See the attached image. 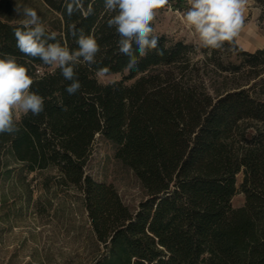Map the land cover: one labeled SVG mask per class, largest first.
<instances>
[{
  "label": "trees",
  "instance_id": "obj_1",
  "mask_svg": "<svg viewBox=\"0 0 264 264\" xmlns=\"http://www.w3.org/2000/svg\"><path fill=\"white\" fill-rule=\"evenodd\" d=\"M42 1L54 14L48 20L36 11L56 34L50 43L75 50V25L96 37L100 52L95 65L76 66L81 89L69 95L71 82L57 67L17 49L14 29L24 17L0 11V53L17 57L44 99L39 115L15 117L17 133L0 134V178L53 169L60 185L80 190L105 247L94 264H264V46L238 43L227 61L210 49L222 76L212 92L192 60L194 44L156 33L154 21L164 56L152 50L141 58L137 50L130 71L104 0H85L94 9L87 17L68 16L66 0ZM257 2L264 30V0ZM102 67L124 76L103 83ZM98 136L117 144L116 156L141 180L146 197L136 210L87 171ZM238 192L245 202L235 207Z\"/></svg>",
  "mask_w": 264,
  "mask_h": 264
},
{
  "label": "rangeland",
  "instance_id": "obj_2",
  "mask_svg": "<svg viewBox=\"0 0 264 264\" xmlns=\"http://www.w3.org/2000/svg\"><path fill=\"white\" fill-rule=\"evenodd\" d=\"M256 2L248 0L247 8L251 11L259 9L262 13V6ZM17 4L35 9L48 20L54 16L42 0H0V11L5 9L7 15L17 16L14 11ZM188 8V0H171L169 5L157 9L155 31L166 34L169 39H183L194 44L196 51L192 60L200 67L201 76L214 92L222 79L221 72L209 58L210 49L203 48L198 36L186 26L183 14ZM251 20V17L246 18L245 24ZM241 40L239 37L240 45ZM218 51L227 61L229 51ZM223 75H228V72H223ZM123 76V73L109 72L97 78L109 83ZM22 114L16 113V119ZM117 148L116 143L98 136L87 171L96 180L113 184L124 202L136 210L146 197V190L135 171L116 156ZM9 163H12L11 167L15 166L12 160ZM242 178L240 173L239 185ZM244 202L242 192L233 197L235 207L242 206ZM104 250V244L93 230L82 192L60 185L53 169L35 172L13 170L0 178V264H94Z\"/></svg>",
  "mask_w": 264,
  "mask_h": 264
},
{
  "label": "clouds",
  "instance_id": "obj_3",
  "mask_svg": "<svg viewBox=\"0 0 264 264\" xmlns=\"http://www.w3.org/2000/svg\"><path fill=\"white\" fill-rule=\"evenodd\" d=\"M169 0H104V9L110 18L107 26L114 28L119 39V53L129 57L128 70L138 67L139 60L152 50L163 57L164 51L158 47V37L151 26L156 10L168 5ZM189 8L183 14L186 26L198 36L203 48L235 52L238 39L245 31V11L248 0H188ZM15 13L24 18L20 27L14 29L16 47L20 53L39 58L46 65H55L63 78L71 83L66 87L69 95L81 89L75 68L83 63L91 67L97 63L100 45L92 34L72 26L71 34L77 48L70 50L56 41V34L46 31L35 9L27 5H15ZM68 16L80 13L85 17L93 15L94 9L85 0H66ZM251 34V33H250ZM133 44L136 45L134 49ZM108 67L97 69L96 75L104 77ZM33 78L25 66L17 62V57L0 53V134H15L19 131L15 121L16 113L34 116L44 111V99L32 91Z\"/></svg>",
  "mask_w": 264,
  "mask_h": 264
},
{
  "label": "crops",
  "instance_id": "obj_4",
  "mask_svg": "<svg viewBox=\"0 0 264 264\" xmlns=\"http://www.w3.org/2000/svg\"><path fill=\"white\" fill-rule=\"evenodd\" d=\"M253 1L256 2V0ZM253 10L251 11L246 7L245 19L251 17L252 20L246 23L245 31L240 36L242 38L241 46L248 50H255L264 46V30L260 26L261 13L259 9L258 11Z\"/></svg>",
  "mask_w": 264,
  "mask_h": 264
},
{
  "label": "built area",
  "instance_id": "obj_5",
  "mask_svg": "<svg viewBox=\"0 0 264 264\" xmlns=\"http://www.w3.org/2000/svg\"><path fill=\"white\" fill-rule=\"evenodd\" d=\"M171 3V0H169V3H168V5Z\"/></svg>",
  "mask_w": 264,
  "mask_h": 264
}]
</instances>
